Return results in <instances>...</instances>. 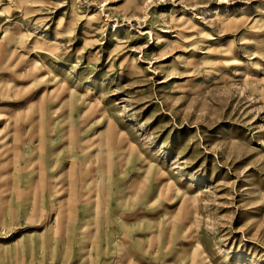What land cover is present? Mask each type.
Wrapping results in <instances>:
<instances>
[{
	"label": "rangeland",
	"instance_id": "obj_1",
	"mask_svg": "<svg viewBox=\"0 0 264 264\" xmlns=\"http://www.w3.org/2000/svg\"><path fill=\"white\" fill-rule=\"evenodd\" d=\"M124 239L264 264V0H0V264Z\"/></svg>",
	"mask_w": 264,
	"mask_h": 264
},
{
	"label": "crops",
	"instance_id": "obj_2",
	"mask_svg": "<svg viewBox=\"0 0 264 264\" xmlns=\"http://www.w3.org/2000/svg\"><path fill=\"white\" fill-rule=\"evenodd\" d=\"M135 238V237H133ZM124 245H126V253L122 256L123 257V260L126 261V264H141V261L140 259L142 258L140 255H138L137 251H139V249H132L130 248V245L128 243L129 242H133V239H124ZM135 243H138L135 242ZM128 244V245H127ZM128 246V247H127Z\"/></svg>",
	"mask_w": 264,
	"mask_h": 264
},
{
	"label": "bare ground",
	"instance_id": "obj_3",
	"mask_svg": "<svg viewBox=\"0 0 264 264\" xmlns=\"http://www.w3.org/2000/svg\"><path fill=\"white\" fill-rule=\"evenodd\" d=\"M239 262H240V263H239ZM237 264H241V260H239Z\"/></svg>",
	"mask_w": 264,
	"mask_h": 264
}]
</instances>
